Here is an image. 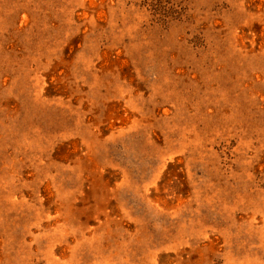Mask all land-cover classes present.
I'll use <instances>...</instances> for the list:
<instances>
[{
	"label": "rangeland",
	"instance_id": "rangeland-1",
	"mask_svg": "<svg viewBox=\"0 0 264 264\" xmlns=\"http://www.w3.org/2000/svg\"><path fill=\"white\" fill-rule=\"evenodd\" d=\"M0 264H264V0H0Z\"/></svg>",
	"mask_w": 264,
	"mask_h": 264
}]
</instances>
